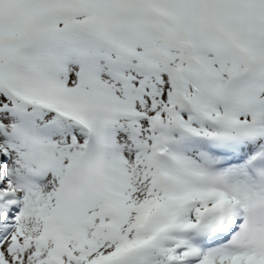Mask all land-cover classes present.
Here are the masks:
<instances>
[{
	"label": "snow or ice",
	"instance_id": "snow-or-ice-1",
	"mask_svg": "<svg viewBox=\"0 0 264 264\" xmlns=\"http://www.w3.org/2000/svg\"><path fill=\"white\" fill-rule=\"evenodd\" d=\"M0 264H264V0H0Z\"/></svg>",
	"mask_w": 264,
	"mask_h": 264
}]
</instances>
